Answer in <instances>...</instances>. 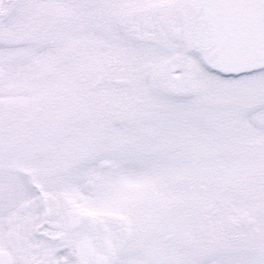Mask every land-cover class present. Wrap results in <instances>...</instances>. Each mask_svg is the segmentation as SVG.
<instances>
[{
    "label": "snow or ice",
    "instance_id": "6c2138e0",
    "mask_svg": "<svg viewBox=\"0 0 264 264\" xmlns=\"http://www.w3.org/2000/svg\"><path fill=\"white\" fill-rule=\"evenodd\" d=\"M0 264H264V0H0Z\"/></svg>",
    "mask_w": 264,
    "mask_h": 264
}]
</instances>
